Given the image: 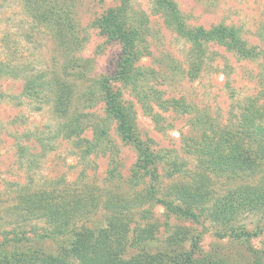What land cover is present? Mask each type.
Masks as SVG:
<instances>
[{
	"label": "rangeland",
	"instance_id": "obj_1",
	"mask_svg": "<svg viewBox=\"0 0 264 264\" xmlns=\"http://www.w3.org/2000/svg\"><path fill=\"white\" fill-rule=\"evenodd\" d=\"M128 2L130 25L140 32L137 81L114 85L133 108L139 138L165 156L162 162L178 158L190 172L171 179L160 168L156 193H149L148 179L132 178L137 150L118 137L99 84L114 73L121 54L120 43L102 33L99 21L120 0H0V264H84L70 246L78 234L88 242L101 230L106 234L97 248L86 249L85 264H264V233L249 240L217 235L234 221L215 210L232 201L226 192L249 181L211 177L201 199L184 201L196 219L171 216L159 203H177V192L190 188L197 167L192 139L231 127L244 99L264 92V0H173L187 28H236L258 53L240 59L210 43L196 79L188 75L192 44L179 34L172 14L160 11L155 0ZM38 76L49 87L27 95L24 79ZM170 99L185 108L167 109ZM99 137L101 148L84 154ZM49 182L75 193L87 208L61 234L49 235V224L28 221L21 235L28 239L18 243L22 224L10 218L20 212L14 208L17 185ZM237 223L251 231L264 224V215L242 211Z\"/></svg>",
	"mask_w": 264,
	"mask_h": 264
},
{
	"label": "trees",
	"instance_id": "obj_2",
	"mask_svg": "<svg viewBox=\"0 0 264 264\" xmlns=\"http://www.w3.org/2000/svg\"><path fill=\"white\" fill-rule=\"evenodd\" d=\"M128 1L120 0V7L109 10L99 21L102 33L108 39L118 41L121 45V54L118 57L114 73L102 78L99 84L102 88L106 113L115 122L118 137L122 142L133 145L137 150L138 160L133 180L148 179L151 184L149 193H156L155 185L158 181L161 182L160 179L163 176L160 168L162 171L164 169L163 172H166L167 177L171 179L185 177L186 172L190 171L185 163L184 167H182L183 163H178V158L162 162L165 156L152 150L150 145L139 138L135 128L133 108L124 101L122 89L114 85L116 83L130 85L137 81L134 76V65L139 62L136 45L140 40V32L137 26L130 25ZM155 3L161 9L160 11L166 12L167 16L172 14L171 16L177 21L176 27L179 34L192 44L193 56L188 71L191 79H196L200 75L203 68L205 46L210 43L225 46L235 52L240 59L247 60L258 57V53L256 54V51L247 45L236 28L219 26L209 31L202 27L187 28L180 21L173 0H155ZM64 41L63 47L66 48L67 43L66 40ZM24 80V91L27 95L40 94L44 88H48L50 85L42 81L39 76L28 77ZM65 86V83L61 82L59 89H64ZM52 93L51 89L50 94L52 95ZM244 100L245 104L241 105L243 115L241 114L237 122L230 121L232 122L231 127L228 126L220 131L215 128L211 131H203L202 138L198 142L192 139L189 148L197 167L192 173L193 180L191 179L190 188L177 192V203L167 199L159 200L169 215L176 218L196 219L197 215L191 209V205H184V201L193 205L197 202L196 200L201 199L211 177H223L231 181H249L250 185L241 187L242 189L226 192V197L230 196L232 201L222 203L219 209L215 210L219 218L222 215L225 216V219L234 221L224 231L217 233L221 239L239 236L249 240L251 236L264 233V224H256L251 231H248L246 225L241 226V223H237V216L242 211L264 215V92ZM59 102L60 100L57 99V109H59ZM181 104L178 100L170 99L167 101V109L176 112L177 108H185ZM100 137L95 138V142L87 143L88 146H86L84 154L94 152V150L98 151L101 148L98 143ZM17 186L19 189L15 193L17 199L14 208L20 211L18 214L20 220L13 216L10 218L20 221L22 224V230L17 231V235H15L18 243L28 239L22 237L26 235L24 227L27 226L25 223L28 221L37 219L49 224L51 227L47 231L49 235L61 234L65 232L69 222L87 208V203L82 205L78 199L74 198L75 193L56 189L51 182L48 186L42 185L40 188H31L29 185ZM68 196L70 197L68 198ZM238 226H241L243 232L237 231ZM35 232L34 229L32 233ZM105 234L106 231L101 230L96 235L94 234L95 237L92 241L88 242L85 241L83 234H78L70 246V251L76 252V258L85 264V260H89L86 249L97 248L100 239ZM18 236H20L19 239ZM191 261L188 258L185 260L188 263ZM14 262L17 263L18 259ZM22 262L26 264V261ZM205 264L209 263L205 262Z\"/></svg>",
	"mask_w": 264,
	"mask_h": 264
}]
</instances>
